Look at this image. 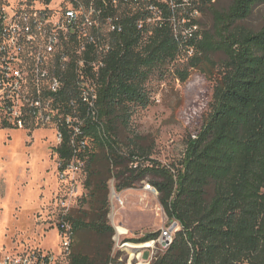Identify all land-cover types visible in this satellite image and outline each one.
Instances as JSON below:
<instances>
[{"label":"trees","instance_id":"obj_1","mask_svg":"<svg viewBox=\"0 0 264 264\" xmlns=\"http://www.w3.org/2000/svg\"><path fill=\"white\" fill-rule=\"evenodd\" d=\"M263 3L232 0L221 11L214 8L215 2L202 0V12L212 15V30H201L189 39H175L168 23L142 34L134 19L123 20L124 32L100 72L97 121L83 117L82 137L88 146L79 156L95 218L87 223L70 215L63 218L73 231L68 264H119V256L110 255L114 236L107 220L110 166L116 169L117 193L135 189L148 178L167 220L179 227L172 243L151 264H264V24L257 31L239 25ZM215 54L224 56L220 64L212 59ZM177 61L184 65L176 70L180 81L198 73L213 82L211 100L199 125L186 135L177 164L147 160L142 166L146 153L140 148L124 151L115 136L116 124H125L134 108L149 105L146 82ZM72 80L69 72V90ZM61 133L54 153L66 164L74 149L69 132ZM78 231L107 240V249L98 250L95 258L76 252L73 239ZM158 234L127 241L147 243Z\"/></svg>","mask_w":264,"mask_h":264},{"label":"built area","instance_id":"obj_2","mask_svg":"<svg viewBox=\"0 0 264 264\" xmlns=\"http://www.w3.org/2000/svg\"><path fill=\"white\" fill-rule=\"evenodd\" d=\"M202 15V0H40L36 4L0 0V130L50 129L58 145L62 130L68 131L73 155L66 164L57 161V176L71 187L68 198L77 199L82 193L73 184L79 182L84 169L79 155L88 146L82 137L83 117L97 121L100 72L124 32L123 20L134 19L142 34L168 23L178 40L201 32ZM192 53V49L186 52L187 56ZM69 72L73 78L70 90ZM97 124L102 133L103 125ZM145 190L156 193L149 185ZM118 203L123 205L122 200ZM62 206L68 208L64 202ZM64 217L59 221L57 253L40 249L6 253L0 255V264H68L73 231ZM172 226L162 228L147 243L125 240L119 251L128 249L127 259L119 257L117 262L151 264L172 243ZM144 250L149 254L145 262Z\"/></svg>","mask_w":264,"mask_h":264},{"label":"rangeland","instance_id":"obj_3","mask_svg":"<svg viewBox=\"0 0 264 264\" xmlns=\"http://www.w3.org/2000/svg\"><path fill=\"white\" fill-rule=\"evenodd\" d=\"M28 1L36 4L40 0ZM231 2L215 0L214 8L224 11ZM263 24L264 3L254 6L250 16L239 23L253 31L259 30ZM200 25L204 31L212 30L210 11L203 12ZM212 59L220 64L224 56L215 54ZM183 67V62L177 61L154 73L145 84L149 105L134 108L125 124H116L115 136L124 151L140 148L146 153L148 159L142 161V166L148 165L147 160L163 166L177 164L184 152L186 135L199 125L211 100L213 82L198 73H192L184 82L180 81L176 70ZM57 145L56 133L50 129L29 132L0 130V255L34 249L57 253L60 243L58 227L63 215L84 223L95 218V210L88 197L91 187H83L86 173L81 175L77 184H73L82 193L75 200L67 196L71 189L69 184L59 181L57 155L54 153ZM93 152L98 153L99 149L94 146ZM109 172L107 220L114 229L109 254L126 261L128 249L119 251L122 242L159 232L175 222L167 220L158 203V194L145 190L146 185L151 186L148 178L135 189L117 193L113 177L116 169L110 166ZM118 199L123 201V205H119ZM63 202L68 208H63ZM122 217L127 225L139 230L131 235H120L116 226H123ZM175 227L179 228L178 225ZM73 240L76 252L93 258L98 250L105 251L108 246L107 240L85 231L75 233ZM143 253L145 262L149 254Z\"/></svg>","mask_w":264,"mask_h":264},{"label":"crops","instance_id":"obj_4","mask_svg":"<svg viewBox=\"0 0 264 264\" xmlns=\"http://www.w3.org/2000/svg\"><path fill=\"white\" fill-rule=\"evenodd\" d=\"M123 219H124V217L121 218V222L123 221L122 225L126 229V231L124 233V236L128 235V234L131 235L132 232H135V231L139 230V228H133L130 225H127ZM119 226H121V225H119ZM134 244H139V243H134ZM143 252H147L148 253V250H144ZM143 255H144V253H143ZM141 264H144V263H141Z\"/></svg>","mask_w":264,"mask_h":264},{"label":"bare ground","instance_id":"obj_5","mask_svg":"<svg viewBox=\"0 0 264 264\" xmlns=\"http://www.w3.org/2000/svg\"><path fill=\"white\" fill-rule=\"evenodd\" d=\"M116 227H117V229H116L117 232H119L121 234H124L125 233L126 229L123 226L117 225Z\"/></svg>","mask_w":264,"mask_h":264},{"label":"water","instance_id":"obj_6","mask_svg":"<svg viewBox=\"0 0 264 264\" xmlns=\"http://www.w3.org/2000/svg\"><path fill=\"white\" fill-rule=\"evenodd\" d=\"M176 225H177V224L174 223V225L172 226L171 230H173V231H177V229H176V227H175Z\"/></svg>","mask_w":264,"mask_h":264}]
</instances>
